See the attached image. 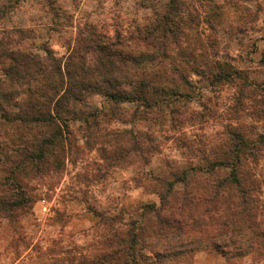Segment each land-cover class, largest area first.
<instances>
[{"label":"rangeland","instance_id":"obj_1","mask_svg":"<svg viewBox=\"0 0 264 264\" xmlns=\"http://www.w3.org/2000/svg\"><path fill=\"white\" fill-rule=\"evenodd\" d=\"M98 44L149 100L85 92L45 164L37 126L1 130L0 264H264V0H0V78L9 51L65 77Z\"/></svg>","mask_w":264,"mask_h":264},{"label":"trees","instance_id":"obj_2","mask_svg":"<svg viewBox=\"0 0 264 264\" xmlns=\"http://www.w3.org/2000/svg\"><path fill=\"white\" fill-rule=\"evenodd\" d=\"M147 35L150 38L157 34H151L149 31ZM89 51L97 53L96 66L87 68L83 60L81 65L77 66L79 72L71 75L66 65L65 77L61 65H53L55 62H51L49 67L33 53L9 51L8 54L15 63L6 68L4 76L0 78V138L1 130L6 126L20 124L25 127L37 126L40 129V135L33 143L36 150L24 153L23 163L48 162L47 155L52 153L51 148L60 146L71 116H75L81 109L80 104L85 92L101 94L113 103L148 102L149 97L146 92L150 88L149 83L128 82V75L123 73L122 68H118L120 65L115 60V57H121V53H115L105 45L99 44ZM143 58L144 55H140L141 61ZM117 72L120 79H117ZM32 80H42V83L39 86L31 85ZM16 85L18 87H15ZM23 85H26L27 93L31 97L27 98L25 105L20 102L13 103L15 92L20 91L19 88ZM60 92L54 108L50 109L49 103L53 101L51 94ZM40 98L46 101L41 104ZM13 106L18 108L17 112L10 110ZM239 149L237 147L235 150L240 151ZM238 164L240 158L236 156L235 159H229L227 162L211 164L209 169L214 170L217 167L228 169L229 175L222 179L221 183L235 184L239 187L240 181L236 177ZM159 197L161 202L166 200L162 194Z\"/></svg>","mask_w":264,"mask_h":264},{"label":"built area","instance_id":"obj_3","mask_svg":"<svg viewBox=\"0 0 264 264\" xmlns=\"http://www.w3.org/2000/svg\"><path fill=\"white\" fill-rule=\"evenodd\" d=\"M51 211V207L45 200L41 201L40 203V212L43 214H48Z\"/></svg>","mask_w":264,"mask_h":264}]
</instances>
